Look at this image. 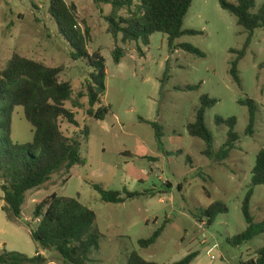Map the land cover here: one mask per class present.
Instances as JSON below:
<instances>
[{
  "label": "rangeland",
  "instance_id": "rangeland-1",
  "mask_svg": "<svg viewBox=\"0 0 264 264\" xmlns=\"http://www.w3.org/2000/svg\"><path fill=\"white\" fill-rule=\"evenodd\" d=\"M50 1L0 0V72L14 55L62 68L60 81L71 84L76 99L92 68L87 59H72L70 43L60 36L48 13ZM65 1L77 5L79 28L83 33L89 31V56L98 53L106 60L107 90L102 105L110 106L111 111L100 121L88 116L87 97L80 99L81 109L66 103L79 127L66 120H60V127L66 136L81 139L85 164L75 166L70 174L59 170L40 189L29 192L16 221H9L3 211L0 191V251L36 256L38 248L31 238L38 225L35 208L57 194L78 199L95 212L105 238L100 255L95 257L101 262L92 264H128L133 252L159 264H175L192 253H199L192 264H242L255 259L264 248V234L237 247L229 239L247 228L243 203L257 155L264 148V29L255 31L245 58L239 62V87L230 74L237 57L231 51L242 50L249 35L235 16L222 9L220 0H194L183 30L199 34L185 35L172 46L168 35L162 33L153 34L149 46L141 41L123 42L122 35L112 37L106 19L112 9L103 0ZM226 1L237 4V0ZM255 4L252 14L264 0H255ZM128 14L127 10L120 13L122 17ZM186 44L205 56L177 47ZM116 48L123 49L125 55L118 66L113 61ZM198 85L199 89L187 90ZM203 95L218 101L205 115L216 150L227 139V128L217 126L216 117L237 119L241 140L221 164L203 155L205 142L191 137L186 128L195 122ZM247 99L257 106L252 136L246 135L248 107L240 103ZM142 121L157 122L163 128L160 142L154 129ZM86 128L89 138L83 134ZM12 136L20 144L33 141L34 129L23 107L15 108ZM94 185L143 196L121 204L105 203ZM214 202L223 203L228 212L208 226L207 219L200 216L201 209ZM250 212L256 223L264 220V185L255 188ZM162 226L165 229L156 244L148 248L139 245ZM41 253L47 264H62L53 252Z\"/></svg>",
  "mask_w": 264,
  "mask_h": 264
},
{
  "label": "trees",
  "instance_id": "trees-1",
  "mask_svg": "<svg viewBox=\"0 0 264 264\" xmlns=\"http://www.w3.org/2000/svg\"><path fill=\"white\" fill-rule=\"evenodd\" d=\"M99 1V0H97ZM111 6V14L106 17L109 33L117 38L122 35L123 42L140 41L150 45V37L156 33L168 35L170 46L185 35H198L193 30H183L185 18L194 0H103ZM222 9L237 18L238 25L248 33V39L242 50H232L237 57L231 63L230 74L234 82L241 87L239 62L246 56L250 40L258 29H264V4L256 14L255 0H237V4L220 0ZM128 11V16L120 13ZM48 13L54 20L61 37L68 41L73 50L71 57L74 61L88 60L92 68L89 78L85 80L84 91L73 99V89L69 82L60 81L62 68L46 66L44 63L14 55L0 72V191L3 194L9 221L21 218L27 194L40 189L59 170L70 174L77 165L85 164L82 159V142L79 137L66 136L60 127V120L79 127L75 113L66 107L72 102L73 108L81 109L80 99L87 97L89 117L104 121L111 111L110 106L102 105V98L106 95L107 66L106 60L98 53L89 56L87 40L89 31L85 33L79 28L78 7L75 3L67 4L65 0H51ZM185 52L204 57L205 54L190 44L177 46ZM142 55L144 51L138 46ZM121 48L113 52L115 65H120L124 58ZM264 69V67H263ZM201 85L188 87L187 90L199 89ZM218 101L209 95L201 97V106L197 111L196 120L186 128L189 135L205 142L203 155L216 163H223L230 154L237 149L241 140L236 131L235 117L224 119L216 117L219 127L227 128V139L218 150L214 148V136L205 124L207 110L214 107ZM241 104L248 107L249 125L246 135H254L257 106L251 100H241ZM16 107H23L25 118L34 129L33 141L27 144L15 142L12 136L13 114ZM97 107V109H95ZM150 125L155 131L158 142L164 137L163 128L157 122L142 121ZM86 138L89 131L83 130ZM264 185V148L258 153L252 171V182L243 203V214L247 223L246 230L229 239L233 246H241L254 238L264 234V220L256 223L250 212V202L255 188ZM170 186V184H168ZM94 189L100 194L101 200L110 204H121L128 200H135L143 194L129 192L124 189L107 191L99 185ZM154 192V191H153ZM152 192V193H153ZM151 193V194H152ZM123 194L125 196H123ZM227 207L221 202H214L206 209H201V217L207 219L208 226L213 225L219 215L226 214ZM34 218L38 225L31 231V238L37 245L36 256L8 251H0V264H47L48 259L42 251L53 252L62 264H92L100 263L95 259L100 255L101 242L105 236L101 232L97 216L94 211L83 205L78 199L60 197L52 194L40 202L34 211ZM165 227H160L149 239L139 241L142 248H148L157 243ZM199 253H192L175 264H192ZM128 264H159L143 259L137 252H133ZM242 264H264V248L258 251L257 257Z\"/></svg>",
  "mask_w": 264,
  "mask_h": 264
}]
</instances>
